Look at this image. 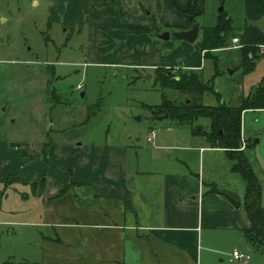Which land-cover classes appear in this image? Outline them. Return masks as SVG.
I'll return each mask as SVG.
<instances>
[{"label": "rangeland", "instance_id": "obj_1", "mask_svg": "<svg viewBox=\"0 0 264 264\" xmlns=\"http://www.w3.org/2000/svg\"><path fill=\"white\" fill-rule=\"evenodd\" d=\"M91 2L0 0V140L20 145L35 140V144L40 142L43 132L45 143L52 139L64 145L80 139L89 144H126L132 156L137 153L136 157L141 159L151 147L146 137L153 127L156 145H164L167 140L175 145L198 147L203 138L194 132L196 128L208 129L209 119L199 117L190 128L175 124L165 117L166 113L154 117L152 106L161 102V90L154 84L153 71L151 79L146 80L141 77L147 71L145 68L123 67L146 55L148 50L153 51L147 45L148 40L157 42L155 33L189 29L192 24L183 27V19L171 7V0H96L95 3L101 4L96 6L101 15ZM184 2L177 0L178 5ZM220 8L231 18L235 30L244 25V0H198L197 40L189 43L170 37L160 41L165 46L163 55L170 56L177 71L192 70L182 68L180 63L188 55L199 54L195 45L200 40L201 29L216 24L222 12ZM148 23L152 24L142 28ZM157 24L160 27L155 28ZM256 24L264 29V21ZM131 41L141 43V52L135 45L129 47ZM232 45L230 41V48L218 52L223 74L214 78V90L220 93L221 102L238 106L264 77V56L256 59L252 72L243 75L240 68L234 71L229 67L239 56V48L233 49ZM133 48L138 55L131 54ZM258 53L261 54L260 46ZM9 59L19 61L10 63ZM203 62L202 70L193 71L206 83L214 68L212 59L205 58ZM78 85L82 87L77 89ZM164 91L174 101L188 97L173 89ZM35 92L38 95L31 96ZM81 92L85 95L81 96ZM35 98L38 106L33 101ZM202 102L204 105L217 103L210 92H204ZM56 107L65 108L60 117L53 112ZM240 140V149L249 152V160L264 190V108L242 113ZM181 150L168 148L158 153L164 157L168 152L173 155L183 152L197 167L198 148ZM35 161L45 170L51 167L49 159ZM223 169L220 165L216 180H227ZM5 186L8 189L9 185ZM240 191L242 195L243 190ZM3 194L1 187L0 264H53L42 252L41 233H46V228L37 224L39 218L32 200L23 203L20 197L11 195L6 199L2 198ZM25 207H29L28 211ZM260 244L253 245L263 250L264 243Z\"/></svg>", "mask_w": 264, "mask_h": 264}, {"label": "crops", "instance_id": "obj_2", "mask_svg": "<svg viewBox=\"0 0 264 264\" xmlns=\"http://www.w3.org/2000/svg\"><path fill=\"white\" fill-rule=\"evenodd\" d=\"M95 2H91L94 10L101 15L96 8L101 4ZM186 4L187 0L179 6L184 8ZM182 19L183 27L187 26L188 21ZM164 23L163 26L167 25ZM157 27L160 26L157 24ZM157 39V42L148 40V49L153 47V51L148 50L146 55L123 67L145 68L151 73L156 67L175 66L170 56L163 55L165 46L160 44L163 40ZM132 45L141 52L140 42L131 41L129 47ZM227 48L214 50L218 60V52ZM260 49L259 58L264 56V46L260 45ZM132 50V55L139 54L136 49ZM204 59L203 52L199 51L188 55L180 66L200 71ZM240 60L239 51L235 63L229 67L234 71L239 69ZM35 95L38 94L31 96ZM33 101L35 106L39 105L37 98ZM64 110L56 107L53 112L60 117ZM40 136V142L35 144V140L21 145L0 140V190L4 189L2 198L15 195L23 203L32 200L39 218L37 224L46 228L41 239L48 262L264 264V250L246 238L250 221L244 207L220 194V190H226L242 198L239 192L245 187L241 176L230 170L224 149L209 146L203 137L198 147L175 145L167 140L164 145H156L155 136L153 142L146 140L151 144L148 154L138 159L137 153L133 157L126 144H89L87 140L75 139L62 145L52 139L45 143L43 132ZM168 148H198V166L194 167L183 152L160 156L158 151ZM64 150L68 155L62 153ZM22 157L28 161L22 163ZM36 158L49 159L51 167L45 170ZM220 165L225 168L227 180H216ZM237 175L240 180L235 178ZM5 185H9L8 189ZM212 186L218 191H212ZM262 203L264 206V190ZM234 249L248 253L249 260L243 263L234 259L231 254Z\"/></svg>", "mask_w": 264, "mask_h": 264}, {"label": "trees", "instance_id": "obj_3", "mask_svg": "<svg viewBox=\"0 0 264 264\" xmlns=\"http://www.w3.org/2000/svg\"><path fill=\"white\" fill-rule=\"evenodd\" d=\"M171 7L188 23L197 24L198 0H187L184 8H181L176 0H171ZM244 12L245 22L238 31L235 30L231 18L224 11L218 14L216 24L202 27L200 40L195 47L203 52L205 58L212 59L214 68L212 77L206 83L201 81L199 75L193 70L177 71L175 66L156 67L153 70L154 84L161 90V102L152 106V109L155 110L154 117L166 113L175 124L190 128L199 117L209 119L208 129L196 128L194 134L202 136L209 146L224 149L230 161V170L238 173L243 179L245 187L239 204L244 207L250 221L246 238L253 245L255 242L264 243L263 188L249 160V152L240 149V134L242 113L246 110L264 108V77L253 92L242 98L238 106L221 102V95L214 90L213 85L214 78L221 73L219 60L214 50L229 47L233 37H238L240 42L238 48L241 60L238 67L243 74L254 69L255 61L261 55L258 49L260 45H264V31L255 23L260 19L264 20V0H244ZM166 89L176 90L179 94H187L188 97L174 101L167 97L164 91ZM204 92L212 93L217 103L204 105L202 102ZM211 189L218 191L213 186ZM253 246L257 247V245Z\"/></svg>", "mask_w": 264, "mask_h": 264}, {"label": "water", "instance_id": "obj_4", "mask_svg": "<svg viewBox=\"0 0 264 264\" xmlns=\"http://www.w3.org/2000/svg\"><path fill=\"white\" fill-rule=\"evenodd\" d=\"M222 11V8L219 9ZM156 36L162 40H168L170 37H173L177 40H184L189 43H193L197 40L199 36V26L197 24H192L189 29H180L174 32H170L169 30L162 31L160 33H155ZM231 70H229L230 72ZM233 72V71H231ZM141 77L150 80L152 77V74L149 72H145L141 74ZM81 96H83V92H81ZM165 117H168L165 115ZM220 194L224 195L225 197L232 200L234 203L239 204L241 202V198L237 193H233L226 190H220Z\"/></svg>", "mask_w": 264, "mask_h": 264}, {"label": "built area", "instance_id": "obj_5", "mask_svg": "<svg viewBox=\"0 0 264 264\" xmlns=\"http://www.w3.org/2000/svg\"><path fill=\"white\" fill-rule=\"evenodd\" d=\"M231 42H232V46H234V47H240V42H239V39H238V37H233L232 39H231ZM262 46H264V45H262ZM82 86L81 85H78L77 86V89H80ZM155 136H156V133H155V130L153 129V128H151L150 129V133L148 134V136L146 137V140L148 141V142H153V140L155 139ZM244 141L242 142V147L241 148H243L244 147ZM232 257L234 258V259H236V260H238V261H240V262H243V263H245V262H247L248 260H249V258H250V255L248 254V253H246V252H242V251H239V250H237V249H234L233 251H232Z\"/></svg>", "mask_w": 264, "mask_h": 264}, {"label": "flooded vegetation", "instance_id": "obj_6", "mask_svg": "<svg viewBox=\"0 0 264 264\" xmlns=\"http://www.w3.org/2000/svg\"><path fill=\"white\" fill-rule=\"evenodd\" d=\"M165 31V30H164Z\"/></svg>", "mask_w": 264, "mask_h": 264}]
</instances>
